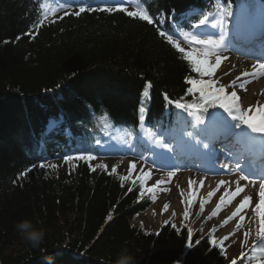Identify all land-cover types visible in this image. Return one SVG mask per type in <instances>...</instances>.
<instances>
[{
	"label": "trees",
	"instance_id": "1",
	"mask_svg": "<svg viewBox=\"0 0 264 264\" xmlns=\"http://www.w3.org/2000/svg\"><path fill=\"white\" fill-rule=\"evenodd\" d=\"M43 1L0 0V264H114L124 248L139 264H228L209 234L187 249L186 225L176 224L179 232L172 219L153 231L136 226L135 215L151 204L137 178L122 187L118 174L77 158L93 156L96 143L116 141L123 129L163 125L175 101H199L188 92L199 74L158 29L188 32L181 12H213L218 0H136L154 24L123 11L72 15L85 4L104 6L100 0H73L68 15L45 19ZM40 19L35 39L26 35ZM57 157L55 171L39 168ZM24 219L45 230L39 248L15 230Z\"/></svg>",
	"mask_w": 264,
	"mask_h": 264
},
{
	"label": "snow or ice",
	"instance_id": "2",
	"mask_svg": "<svg viewBox=\"0 0 264 264\" xmlns=\"http://www.w3.org/2000/svg\"><path fill=\"white\" fill-rule=\"evenodd\" d=\"M127 3V0H115V7L111 6H101L98 9L93 8L90 5H82L78 7V10L73 12L72 15L80 16L81 13H84L86 11L92 12V11H102V12H108L112 13L114 11H123L127 13V15L131 18H138L141 21H145L148 24H154L155 21L153 19V16L149 14L148 11L144 10L143 8L138 7L135 11H130L128 7H124V5ZM70 6V4H69ZM216 11L214 12H204L202 15L199 16L196 23L191 24V29H193V33L191 34L190 38L187 33L183 35V39L185 43L189 46L188 49L183 47L179 40L174 39V36L172 34H169L168 31H162L159 30V35L163 38H165L175 49H177L181 54L184 55V58L188 60L192 66V70L199 74L200 77H212L214 75V71L216 68H218L222 62V60H227L228 58L223 55V52L221 51L222 48L225 47V26L228 22V18L232 16L231 11V5L224 3H218L215 5ZM52 14H55L59 9H51L50 10ZM48 13H45V18L47 17ZM69 13L67 11L64 12V15H68ZM60 19H63V17H60ZM55 21H53L54 23ZM44 25V19H40L39 22L34 26L37 29V32H29L26 33V35L31 36L33 39H35V36L38 34V30L41 26ZM209 28H218L220 29L218 35L209 34L205 35V33L201 32V29H209ZM20 37H17V40H19ZM196 46H204L205 51L203 52V56L201 57L198 52L195 50ZM214 60V63H209V60ZM232 67H235L234 65ZM254 68H256L258 71L264 70V63H260L259 60L255 65H253ZM231 71V69L229 70ZM223 75H228V73H223ZM242 76H249V75H256V73H249L244 72L241 73ZM240 80V77H237L236 80H233L231 82L232 85H235L237 81ZM188 83L191 85V87L188 89L189 93L198 92L200 95V99L196 104H185L181 103L180 101H175V107L181 110H196L197 114H208L209 118L212 120L216 119V116L214 113H210V108H218L223 109L225 113H227L228 117H231L232 120L238 121V123L235 124V127L241 128V126L246 127L250 130L251 133H259L264 134V104L257 103L255 106L250 105L247 110H242L237 108V104L240 101V97L237 95V91L233 88L228 94H225V85L221 84L219 87H213V81L210 79L208 81H205L204 79H188ZM150 82L148 84V87H150ZM59 87V85L57 86ZM240 87H244V84L241 83ZM147 95V93H145ZM167 99V96H165ZM169 103H173L172 101H169ZM145 110L143 106L140 108V112L143 113ZM237 111H240L239 115H236L235 113ZM191 114V113H190ZM141 119H143V116H141ZM247 134V133H245ZM205 148H207V145H204ZM80 160L84 161H91L95 160L96 157L92 155H84L81 154L77 157ZM65 162L71 161L73 158L70 156H66ZM35 167V166H33ZM57 166L55 164H45L41 163L39 164V168L46 169V168H56ZM90 169L92 171H95L96 168H105L106 166L103 164L96 165L95 167H92L89 165ZM237 170H241V167L239 164H237ZM32 171L31 168L27 169L26 172H23L19 175L18 178H23L27 172ZM111 172L115 173L116 168L112 167ZM142 175H140L137 180H133V184H136L137 181L140 185V196L143 197L145 195H150L152 201L156 200V192L158 187L162 184V181L157 180L155 184H153L151 187L145 188L146 181L148 179H151V176L148 173H144L143 169H141ZM171 175V174H170ZM121 186L123 187V184L126 180L131 179V174L128 176H120ZM241 179H249L248 175L241 176ZM261 183H260V202L255 204V215L259 217V226L257 227L255 231V239L252 240V250L254 252L259 251L260 253L264 254V211H262V205H264V177H261ZM15 183V182H14ZM221 183H225L224 181H221ZM219 187V185H218ZM133 189L130 187L128 188V191L131 192ZM244 192V188L239 186L236 187L235 191H232L231 193H228L227 190L225 191V195L220 196V202L216 205V211L212 213V216L217 215V212L219 211L222 204L226 202L227 197V203L231 204L232 201L240 196V194ZM213 193H209V196L211 197ZM139 199V198H138ZM250 197L248 195H244L243 198L239 201L238 206L236 207L235 211L232 212L231 216L227 217L224 221V224H227L228 221L232 220L234 217L239 215V221H237V231L242 227L241 223L244 221L245 216L240 214L243 209H246L249 207ZM192 201L189 200V204H191ZM204 201H201L200 203V210L203 212L204 210ZM168 208V205H164V209L166 210ZM173 216H175V213H173ZM189 216L188 211L184 212V218L187 219ZM108 220L112 219L111 214L107 217ZM165 224H168L169 221H165ZM143 222H141V227L143 228ZM171 227L175 229L177 232L180 231V228L176 226L175 223L171 224ZM158 234V233H157ZM251 234V228H249L247 231L243 232V241L240 244V251H239V264H244V260L246 258V253L243 251V248L248 244V237ZM235 235V232L229 233L228 235L224 236L223 239L218 243L217 240L209 235V243L213 246L219 249L221 254L224 253V242L229 241V237ZM187 240L188 243L186 244L187 249H192L194 247L193 244V229L188 228L187 229ZM201 241L197 240L195 241V245H199ZM233 243L234 242H230ZM255 259V257H253ZM231 264H238L237 259H232Z\"/></svg>",
	"mask_w": 264,
	"mask_h": 264
},
{
	"label": "rangeland",
	"instance_id": "3",
	"mask_svg": "<svg viewBox=\"0 0 264 264\" xmlns=\"http://www.w3.org/2000/svg\"><path fill=\"white\" fill-rule=\"evenodd\" d=\"M137 9L136 6H132L129 8L130 11H135ZM232 17H241L242 15H249V9L245 7V9L241 6L240 10L238 11L237 15L235 13V10L232 11ZM59 14V11L57 12ZM56 13L52 16H47L48 18H53L57 15ZM264 16H261L259 20H262ZM220 30V29H218ZM217 35L215 33H210ZM209 35V34H205ZM226 36V34H225ZM179 42L183 47L188 49V45L185 43L184 39H180ZM195 50L198 52V54L202 57L203 52L205 51L204 46H196ZM243 51H247L245 49H242ZM223 52V55H227L229 52L239 56L229 49H226L225 47L221 50ZM252 52V49L250 50ZM241 56V57H240ZM239 57L241 59H245L249 61V69L244 72L249 73H256V75L252 76H242L241 73H236L235 70L231 69V71H226L228 73L227 79L222 80L225 75H223L224 72H221L220 68L223 64V60L218 68L215 69L214 75L212 77H200L198 75V78L196 79H204L205 81L212 80L213 81V87H219V85L223 84L225 85V94H228L233 88L237 91V95L240 97V101L238 103L239 109L247 110L250 105L255 106V104H246L243 101V95H242V87H240V84L243 83L245 86H252L257 84L262 78H264V70L258 71L256 68L253 67L259 60L260 63H264V61L260 59L245 57L240 55ZM209 63H214V60L210 59ZM242 72V73H244ZM237 77H240V80L237 81L235 85H232L231 82L233 80H236ZM243 87V88H244ZM264 104V102H260ZM240 113V111H237ZM50 126V125H48ZM236 131H239L236 130ZM180 138L183 140H190L191 136L187 135V133H184L180 135ZM144 139V138H143ZM139 141H136V139H133L132 141H127L131 145H133V149L137 148L139 145ZM141 153H128L123 152L119 156H114L110 158H96L95 160H91V166H96L99 164H103L106 167L103 168L107 171H111L112 167L116 168V174L119 176H128L131 174L132 179L138 178L140 175H142L141 169H143L144 173H148L151 176V179H148L145 184V188L151 187L157 180L162 181V184L158 187L156 192V200L152 201V205L148 207L146 210L139 212L135 215L133 219V223L141 227V222H143V228L145 231H153L158 230L164 222L170 219L173 220L175 224H177L178 227L180 225H186L188 228L193 229V237L197 235H202L205 233H212V237H214L217 242H220L224 236L228 235L229 233L235 232V235L229 237V241L224 242V248L225 253L228 258V262L231 264L232 259H237L239 264V251L240 244L243 241V229H244V223L243 221L240 222L242 227L237 231V220L238 216L234 217L232 220L228 221L227 224H224V220L222 223L220 221L230 213L231 209L234 208L235 203L232 201L231 204L227 203V197L226 202L221 205L219 209V213L215 217H211L210 213L214 210H216V205L220 202V196L225 195V191L227 190L228 193H231L234 191V187H237L241 185H246L247 189L254 188L252 194L253 198L255 199L256 196L259 195L260 187H255L256 184L245 179H239L234 177L235 183L225 184L221 183L218 184L219 180L221 181V178L223 180L224 172L221 169L219 172L218 169L213 170L212 165L210 164L209 158H207V155L201 156V158H198V164H203L207 166V169L210 171V173H203V174H197L194 172V170H191L189 168L182 169V168H173L169 171L165 172H159L157 171L153 166H151L150 162L142 159ZM196 159V158H195ZM207 161V162H202ZM63 161L61 160H54L52 164H55L56 168H51L53 171H55L58 167H60ZM192 163V161H191ZM188 166L190 163L187 164ZM171 174V175H170ZM240 177V176H239ZM209 180V181H208ZM181 181V183H180ZM210 182L205 187L206 182ZM219 185V187H218ZM172 191L175 194V199L178 201L177 205L175 207L171 208V201L168 199H160L161 195L172 193ZM209 193H213V195L210 197ZM146 199H151L150 195L144 196ZM152 200V199H151ZM189 200L192 201L191 204H189ZM201 201H204V210L201 212L200 210V203ZM234 203V204H233ZM167 204L168 208L165 210L164 205ZM159 205V208H158ZM188 211L189 216L187 219L184 218V212ZM264 211V210H262ZM173 213H175V216H173ZM150 214L151 217L154 218V220H151L148 216ZM254 228L251 229V234L248 237V244L243 248V251L247 255H250L252 251V240L255 239V231L257 227L259 226V217L255 215L254 217ZM235 222V223H234ZM234 242V246L233 243ZM246 259V258H245ZM258 264H264V254L261 253V256H258L257 259ZM246 264H250L251 260H247L245 262Z\"/></svg>",
	"mask_w": 264,
	"mask_h": 264
},
{
	"label": "bare ground",
	"instance_id": "4",
	"mask_svg": "<svg viewBox=\"0 0 264 264\" xmlns=\"http://www.w3.org/2000/svg\"><path fill=\"white\" fill-rule=\"evenodd\" d=\"M226 56L228 59L227 60H223V64L221 66V72L226 73V71L233 69L235 70V74H239L242 73L246 70L249 69V61L245 60V59H241L239 56H236L232 53H228ZM235 67H232V66ZM228 75H225L223 77L222 80H226ZM242 95H243V101L246 104H255V103H260V102H264V78H262L257 84L252 85V86H245L244 88H242ZM239 152L242 153V149H239ZM241 156V155H240ZM239 158L238 153L235 154L234 158L232 159V163H235L237 161V159ZM201 168V167H200ZM209 181V180H208ZM206 182L205 183V187L210 184V182ZM230 181H233V176L230 177H226V182L227 184L230 183ZM181 183V181H180ZM253 190L250 191V189H247V187L244 189V192H242L240 194V196L236 197L233 202L235 203V206L233 209H231L230 213H228L227 215H225V217L220 221V223H222L227 217L231 216L232 212L235 211L236 207L239 204V201L243 198L244 195H248L250 197V202H249V207L246 209H243L242 212L240 214L245 216V219L243 221L244 223V229L243 231H247L249 228L253 229L254 228V217H255V204L260 202V196H256V198H253V194H252ZM160 199H168L171 202V208L175 207V205H177L178 201L175 199V194L172 191V193L169 194H164L160 196ZM233 203V204H234ZM159 208V205H158ZM262 210H264V205H262ZM149 218L151 220H154L153 217L150 216V214H148ZM238 217L236 219H238L237 221H239V215H237ZM235 223V222H234ZM243 237V236H242Z\"/></svg>",
	"mask_w": 264,
	"mask_h": 264
},
{
	"label": "clouds",
	"instance_id": "5",
	"mask_svg": "<svg viewBox=\"0 0 264 264\" xmlns=\"http://www.w3.org/2000/svg\"><path fill=\"white\" fill-rule=\"evenodd\" d=\"M15 230L20 238L31 248H39L45 239V230L36 227L31 220L24 219L15 224ZM48 264H52L49 260ZM114 264H139V261L134 253L129 249H121L117 255Z\"/></svg>",
	"mask_w": 264,
	"mask_h": 264
}]
</instances>
